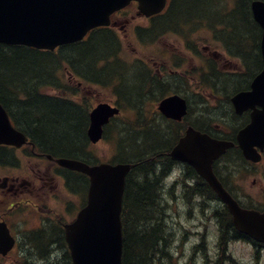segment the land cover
Listing matches in <instances>:
<instances>
[{"label": "trees", "instance_id": "16d2710c", "mask_svg": "<svg viewBox=\"0 0 264 264\" xmlns=\"http://www.w3.org/2000/svg\"><path fill=\"white\" fill-rule=\"evenodd\" d=\"M251 1L171 0L165 13L153 19L151 29L141 31V39L145 36L143 33L149 38L166 31L185 35L190 28L197 27L198 31L201 25L214 18L223 21L220 30L211 33L226 46L228 52L238 55L244 65V73L220 74L213 69V72L206 75L209 87L212 91L216 89L220 92L223 101L210 111L205 100L197 97L203 104L202 108H198L204 114L196 116L191 124L196 123L194 125L200 130L213 131V122L216 120L229 125L233 130L242 124V119L236 118L231 111L228 97L246 89L248 81L262 67L260 29L250 15ZM111 33L108 29H97L84 42L61 46L57 52L0 45V103L7 108L17 127L31 136L41 151L90 163L91 153L88 152L89 143L86 138L89 107L45 93L48 89L57 92L68 89L61 77L64 67L87 83L113 85L119 101L123 99L137 110L142 108L146 96L157 98L167 93L168 87H172L171 83L149 75L140 64L126 68L119 59L121 45ZM127 81L134 85L133 89L126 86ZM141 121L139 115L135 123L123 121L114 126L118 136V156L115 161L134 164L126 180L124 195L122 264H162L170 249L168 235H165L169 229L165 218L167 210L163 201L162 181L168 173L165 169V163L169 162L166 154L182 126L163 121L141 125ZM243 162L236 149L229 150L219 160L215 170L225 186L232 176L242 171ZM247 165L256 169L254 165ZM260 167L264 170V161ZM82 186L84 190L87 188L84 176ZM195 191L204 197L211 195L215 198L206 185H199L197 190L194 188L188 193L194 194ZM240 204L249 209L264 210L261 204ZM214 217L220 228L221 241L225 236L241 237L232 228L227 210L220 209Z\"/></svg>", "mask_w": 264, "mask_h": 264}, {"label": "water", "instance_id": "95a60500", "mask_svg": "<svg viewBox=\"0 0 264 264\" xmlns=\"http://www.w3.org/2000/svg\"><path fill=\"white\" fill-rule=\"evenodd\" d=\"M131 1L138 3L137 9L146 17L162 12L166 3V0H0V44L54 50L62 44L82 40L95 27H107L109 16ZM251 4L252 16L263 28L260 46L263 68L253 80L250 93H239L232 98V103L239 115L245 110H253L251 123L240 130L237 142L243 157L259 162L261 156L257 149L264 151V3L258 0ZM255 106L262 110L255 109ZM171 107H174L172 112ZM181 107L180 101L170 98L161 102L159 110L167 117H177ZM117 112L108 105L99 104L90 113L87 136L93 143L101 137V126ZM7 143L19 147L24 143V137L12 130L5 111L0 107V144ZM229 147L231 143L211 140L189 130L170 156L189 163L210 184L226 204L239 232L264 243V212L241 209L225 192L211 169L212 162ZM58 163L90 178L88 203L74 223L66 227L73 264H121L119 217L124 179L130 166L101 164L88 167L70 160Z\"/></svg>", "mask_w": 264, "mask_h": 264}, {"label": "rangeland", "instance_id": "374dc122", "mask_svg": "<svg viewBox=\"0 0 264 264\" xmlns=\"http://www.w3.org/2000/svg\"><path fill=\"white\" fill-rule=\"evenodd\" d=\"M128 12H131V14L128 16L129 21H125L122 17H120V19H115V21L119 20L120 22H122L121 26L125 29V32H122L120 30L119 33L117 32L122 40L121 45L123 49L121 52V56L125 59L128 60L132 59V57L137 56L140 58H146L151 62L156 61L158 63L157 67L161 69L162 67L167 69L169 68L168 66H172L174 60L183 59V61L179 65V68L182 70H187L186 72L187 74H189L191 73V71H196L198 68V65L196 64L197 60L194 58L193 54V51H198L199 53L203 54L204 59H211L212 55L217 57L213 60H215L223 70H226V68L228 67V64L226 62L231 64V66L233 65V62H231L227 58H224L223 53H221V47L218 46L217 43L212 41L209 33L204 30L198 33L195 38L190 39V47L187 46L185 41H180L179 39L174 37L162 38L159 42L155 43L154 46H144V44L142 45L140 43H137L135 40V35L134 33H132V29L134 28V26L136 27L139 25H145L147 21L140 18L134 19L135 12L133 8H131ZM192 73L195 74V72ZM125 84L126 86H129L131 89H133L134 85L131 82ZM183 87V84L178 85V90H181L183 92ZM82 92L85 94H89L88 97H91L90 102L105 101L110 103L114 101V94L111 90L108 89L91 87L90 91L88 92V87H85L81 91V93ZM191 106L193 112L192 117L204 114V112H202L195 104H192ZM113 149V144H111L110 141H103L100 142L99 145L93 147L92 150L98 155V157L109 159L113 155ZM17 155L22 156L23 154L19 152ZM260 173L261 170L257 169L254 174L247 176L244 175L245 177H242L241 185L235 190V192L241 197L242 202H251L255 204V202L259 203V200H262V196L264 194V179L261 178L263 175ZM45 188V193L50 194L48 186ZM62 203L64 205V209L65 206H68V204H70L72 210L75 211L80 205V199L73 197L72 195L67 193ZM192 203H194L192 200H188L187 204L185 201V205H183V207H185L184 214L177 212V210L170 205L166 206L167 216L171 217L169 220H167L168 229L172 228L174 230V242L176 241L178 244V247H176V249L179 250V253L181 255L184 254L183 258H180V260L175 264H220L218 262H214L219 258L218 254H220V252H217L215 249H213L212 246V244L215 242V228L211 224L212 222H210V224L207 226V230L203 229L200 231L204 235L207 233L206 236L208 237V245L205 251H202L201 248L196 250L193 249L195 240H201V238H203L202 234H195L193 236H189V234H187V243L184 246L180 247L185 233L184 231L186 229H189L192 225H197L199 223L198 215L189 216L190 214L188 213V209L189 207H192ZM49 206L54 207L52 201L49 202ZM63 211L64 212L61 214V216L68 218V216H65L66 211ZM22 213L30 214L31 212L26 209L23 210ZM168 232L170 233L171 231L168 230ZM228 251L229 252L227 253V255L233 258V263L257 264V262L255 261L251 262V250H249L248 246L246 245L235 243L229 247ZM218 261L220 260L218 259ZM260 262V264H264V254L262 255ZM162 264H170V262L168 260H164ZM221 264L232 263H228L222 260Z\"/></svg>", "mask_w": 264, "mask_h": 264}, {"label": "flooded vegetation", "instance_id": "af4514ba", "mask_svg": "<svg viewBox=\"0 0 264 264\" xmlns=\"http://www.w3.org/2000/svg\"><path fill=\"white\" fill-rule=\"evenodd\" d=\"M34 155L39 164H31L27 178L18 175L0 177V211L8 206H16L18 209L21 205L36 209L22 219H15L12 215L8 218L1 217L15 236L16 243L12 252L0 260L8 264H45L48 259L53 264H70L71 259L63 234V226L67 222L61 220V212L57 209L63 207L62 202L65 199L64 179L58 176L60 169L54 164L53 158L48 160L46 156ZM171 163H165L166 170L172 166ZM183 167L178 169L179 173L190 175L187 167ZM177 184L176 180L172 182V186ZM47 186L55 201L54 209L49 207L47 196L44 194ZM74 186H78L77 183H74ZM65 211L73 212L69 205ZM15 229L20 233L15 234ZM38 233L47 237L44 236L43 239Z\"/></svg>", "mask_w": 264, "mask_h": 264}, {"label": "bare ground", "instance_id": "6f19581e", "mask_svg": "<svg viewBox=\"0 0 264 264\" xmlns=\"http://www.w3.org/2000/svg\"><path fill=\"white\" fill-rule=\"evenodd\" d=\"M211 4H212V2H211ZM211 4H208V6H210ZM216 5V4H215ZM212 6H213V4H212ZM210 8V9H209ZM208 9L209 10H211V7H209ZM205 9V8H204ZM208 10V11H209ZM194 20V19H193ZM197 22H199V21H197ZM200 23V22H199ZM199 25V24H198ZM223 26V21L221 20V19H219V18H214V19H212V21H210V22H208V23H206V24H203V25H201L200 27H199V30L198 31H200V29L202 28V27H204V28H206L207 30H210V31H213V30H220V27H222ZM175 28V26L173 27V29ZM172 29V30H173ZM197 29V27H194V28H190V31H192L193 33H197L198 31L196 30ZM188 31V30H187ZM260 31V30H259ZM235 35H236V33H235ZM130 72V71H129ZM131 72H133V71H131ZM126 73H128V72H126ZM134 74V73H133ZM127 75H129V74H127ZM131 75H132V73H131ZM130 75V76H131ZM125 77H126V74H125ZM126 78H128V76L126 77ZM130 79V78H129ZM131 80H132V78H131ZM133 81V80H132ZM128 82V81H127ZM125 83V82H124ZM202 106H203V104H201L200 102H198V106L197 107H200V108H202ZM171 165H173L172 163H171ZM172 168V166H169V168L167 169V170H170ZM170 230V229H169ZM166 234L168 235L167 236V242L170 244V239H171V235H170V233L167 231L166 232ZM165 234V235H166Z\"/></svg>", "mask_w": 264, "mask_h": 264}]
</instances>
